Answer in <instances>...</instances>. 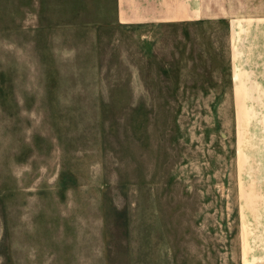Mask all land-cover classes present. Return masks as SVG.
<instances>
[{
  "label": "rangeland",
  "instance_id": "rangeland-1",
  "mask_svg": "<svg viewBox=\"0 0 264 264\" xmlns=\"http://www.w3.org/2000/svg\"><path fill=\"white\" fill-rule=\"evenodd\" d=\"M183 3L0 0V264H264V0Z\"/></svg>",
  "mask_w": 264,
  "mask_h": 264
},
{
  "label": "crops",
  "instance_id": "crops-1",
  "mask_svg": "<svg viewBox=\"0 0 264 264\" xmlns=\"http://www.w3.org/2000/svg\"><path fill=\"white\" fill-rule=\"evenodd\" d=\"M181 1L178 6L175 0H117L118 21L133 23L188 16L191 11Z\"/></svg>",
  "mask_w": 264,
  "mask_h": 264
}]
</instances>
